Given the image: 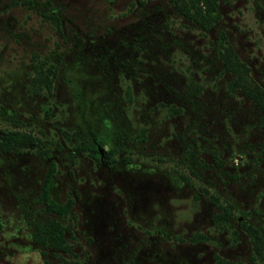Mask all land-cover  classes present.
<instances>
[{
	"label": "rangeland",
	"instance_id": "rangeland-1",
	"mask_svg": "<svg viewBox=\"0 0 264 264\" xmlns=\"http://www.w3.org/2000/svg\"><path fill=\"white\" fill-rule=\"evenodd\" d=\"M217 14L202 32L166 0H0V135L42 144L0 150V264H261L239 223L264 244V117L219 51L264 89V0ZM50 161L64 250L33 239Z\"/></svg>",
	"mask_w": 264,
	"mask_h": 264
},
{
	"label": "trees",
	"instance_id": "trees-1",
	"mask_svg": "<svg viewBox=\"0 0 264 264\" xmlns=\"http://www.w3.org/2000/svg\"><path fill=\"white\" fill-rule=\"evenodd\" d=\"M173 10L182 17L193 23L202 32L208 31L218 20L217 7L218 0H166ZM54 23L58 27L57 19L54 17ZM223 71L231 75L229 86L232 90L239 92L249 99L264 117V89L254 82L248 75V67L237 57L232 47L226 41L219 51ZM46 73H41L40 82L47 93L52 89L53 77L56 73L55 66H48ZM39 139L31 134L18 130H10L0 135V150H17L23 146L41 147ZM41 150V149H40ZM90 154L96 163L100 162V155L95 147L89 148ZM115 149L102 151V158L106 162H112L111 156ZM42 157H46V150L40 151ZM55 164L50 161L44 174L39 194L38 202L42 205L43 211L52 214L53 218H46L42 223H35L36 233L33 239L41 247L52 249H65L64 232L67 230L59 218L65 217L72 208V200L67 199L63 202H57L51 197V186L54 177ZM218 211L214 214V221L218 223H228L232 218V206L230 204L222 205L216 203ZM212 203V204H213ZM240 228L250 236L254 254L264 264V244L261 232L253 225L243 221L239 223ZM2 225L0 222V229ZM197 238V237H194ZM201 238V237H198ZM193 240V239H192Z\"/></svg>",
	"mask_w": 264,
	"mask_h": 264
},
{
	"label": "flooded vegetation",
	"instance_id": "flooded-vegetation-1",
	"mask_svg": "<svg viewBox=\"0 0 264 264\" xmlns=\"http://www.w3.org/2000/svg\"><path fill=\"white\" fill-rule=\"evenodd\" d=\"M105 162H106V161H105ZM106 163L108 164V163H111V162H106Z\"/></svg>",
	"mask_w": 264,
	"mask_h": 264
},
{
	"label": "water",
	"instance_id": "water-1",
	"mask_svg": "<svg viewBox=\"0 0 264 264\" xmlns=\"http://www.w3.org/2000/svg\"><path fill=\"white\" fill-rule=\"evenodd\" d=\"M102 153V152H101Z\"/></svg>",
	"mask_w": 264,
	"mask_h": 264
}]
</instances>
